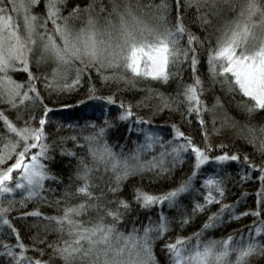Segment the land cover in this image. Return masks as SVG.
<instances>
[{
	"label": "snow or ice",
	"instance_id": "obj_1",
	"mask_svg": "<svg viewBox=\"0 0 264 264\" xmlns=\"http://www.w3.org/2000/svg\"><path fill=\"white\" fill-rule=\"evenodd\" d=\"M228 2L159 0L151 5L156 21L151 25L133 15L132 10L125 5L124 11L119 14V26H112L110 20L105 25V39L100 35L96 19L90 14L95 9V0H88L83 8L81 0H7V3L0 0V3H4V7H0V104L17 110L12 120L5 115L4 109H0V237H3L0 238V253L10 258L11 264H53V261H59V264H158L153 252V241L167 233L169 218L161 212L158 223L150 220L139 234L135 228L126 236L117 232V237L123 236L125 244L118 249L113 248L110 237L115 231L116 221L133 208L131 202L117 194L122 182L130 176L156 169H159L157 177L169 173L183 162L184 154L189 149L194 156L191 174L180 180L175 187L160 194H150L140 188L133 189L132 201L142 209L162 202L175 207L177 198L192 189L193 178L199 173L201 165L208 161L218 165L216 173L203 179V202L195 201L192 213L204 212L213 203L219 207L207 214L195 233L188 237L177 236L175 241L161 246L167 249L168 264H264V219L261 218L264 214V160L257 162L245 154L243 162L248 171L239 176L240 182H243L250 178L249 172H259L256 179L260 181V187L256 189L255 208L237 211L236 205L240 198L232 203L223 202L226 183L231 177L226 172L221 175L223 169L219 166L224 162L239 161L240 155L236 152L209 155L213 147H221L211 145L209 137L218 134L225 126L234 127L236 122L227 114L223 117L215 114L218 108L224 110L222 96L214 95L210 107L201 99L202 91L215 92L219 86L224 95L238 92L248 98L237 105L248 118L264 112V3L261 0H243L238 11H235L236 4H231L235 16L226 22L216 37L215 45L208 49L207 89L204 88L205 81L197 75L196 45L202 46L203 41L184 23L187 13L195 7L200 27L210 24L208 11L217 15L218 4L223 6ZM41 3L43 16L33 11ZM201 8L208 11L201 12ZM9 12L22 13V25L14 22ZM81 13L88 14L86 22L80 28H74L69 21L75 20ZM49 21L53 26L51 30L48 28ZM185 34L187 40L181 48L178 46V37ZM49 62V71H42L49 66ZM189 66L193 82L184 84L183 91L177 93V96L183 97L182 101L177 96L165 95L149 88L148 95L136 101V104L140 106L143 101L150 100L153 94L160 102L155 109L157 111L164 108L177 110L173 102L176 105L184 103L181 115L187 118L195 114L203 137L202 147L173 124V139L160 143L161 150L156 156L147 161L140 159V152L151 149L160 139L145 129V141L121 157L104 140L107 131L116 125L107 118L101 127H97L94 121H86L82 127L94 129L82 137L87 145L89 160L86 162L84 156H76L71 150L61 149L62 155L76 157L77 165L73 175L80 183L74 191L69 190L70 183L60 190L59 196L48 195L57 189L45 187V181H59V177L44 163L53 159L49 155L50 146L45 142V126L52 109L44 103L40 85L49 91L72 90L88 74L89 95L85 99L114 103L111 95H96V87L91 83L93 78L89 74L91 71L97 73L102 84L123 83L126 89H136L138 80L167 83L170 78L181 75L182 67ZM109 68L114 71L108 74L101 72V69ZM16 71L26 73L27 79H13L9 73ZM38 108L43 111L37 121L32 109ZM121 109L117 120H127L133 115L131 105L121 103ZM205 112L211 114L209 121L204 119ZM136 119L137 123L149 122L142 117ZM208 123L212 124L211 132L207 128ZM62 127L76 125L56 124L57 130ZM244 128L247 133L242 138L252 144L256 152L264 155V122L258 126L245 123ZM136 130L140 131L139 128ZM70 139L76 144L80 143L76 135ZM166 164H170V167ZM14 170L18 171V175H14ZM18 190L21 194L19 204L40 200L54 204L58 213L47 215L38 208L18 211L15 196ZM108 193L112 194L113 199H107ZM244 195L247 194L242 193ZM73 197H79V202L70 203ZM4 200H7L6 204ZM113 203L115 208L111 206ZM14 210L17 211V217L9 215ZM89 211L95 212V217H89L87 221L81 219ZM247 215L255 219L249 225L241 226L240 235H236L237 230H232L219 239L201 240L206 230L225 224V216L227 221H233ZM106 217L111 218L107 223ZM17 218L24 221L27 229L35 230L31 237L32 245H25L21 241L19 228L14 223ZM190 219L187 214L182 215L180 226ZM245 227L247 232H244ZM49 233L57 235L48 240ZM9 236L16 237L15 244L8 240ZM125 245L127 256H124ZM28 248L40 252L41 257L44 256L45 248L51 251L47 259H42L27 256ZM110 252L112 255H109Z\"/></svg>",
	"mask_w": 264,
	"mask_h": 264
},
{
	"label": "trees",
	"instance_id": "obj_2",
	"mask_svg": "<svg viewBox=\"0 0 264 264\" xmlns=\"http://www.w3.org/2000/svg\"><path fill=\"white\" fill-rule=\"evenodd\" d=\"M159 0H95V9L91 11V15L96 19L97 27L100 29V35L107 39L104 34L105 25L108 21H111V25L119 26V14L124 11L125 5L132 10L133 15H136L141 20L147 24H154L156 21L153 17L154 9L151 5L158 3ZM243 0H229L228 3L220 6L218 4V14L212 15L211 11L205 8H201V12L208 11V16L211 20L210 24H206L200 27L199 21L196 20V9L193 7L188 13L187 18L184 23L188 29L196 36L200 37L203 41V45H196L198 54V65H197V75L200 76L202 80L205 81L204 88L207 89V77H208V49L209 47L215 45L216 37L222 31L223 26H226V22L230 21L235 16V11H238ZM7 3V0H5ZM88 3V0H81V7ZM236 4V10H231V4ZM264 3V0H261ZM4 7V3H0ZM101 6H103V11H101ZM10 7V6H9ZM34 12L41 14L43 16V3L39 7L33 9ZM9 15L13 16L14 22H18L22 25V15L17 13L9 12ZM66 15V11H64ZM88 14L81 13L79 17L75 20L69 21L74 28H80L85 22ZM189 21H195L194 23H189ZM52 24L49 21L48 28L52 29ZM42 30V29H41ZM187 40V34L178 37V46L183 48ZM51 67V62L47 68L42 69V71H49ZM33 68L35 65L33 64ZM175 69H173L174 71ZM114 71V69H101V72L108 74ZM13 79L22 81L27 79V74L23 71H16L10 73ZM92 76V81L96 87V95L98 96H113L114 103H108L105 100H87L85 97L89 95L88 88V74L84 76L81 84L72 90L66 91H49L46 90L42 85H40L41 94L44 96V103L52 109L48 114V123L45 126V131L47 136L45 142L49 144L50 150L49 155L53 157L51 161H44L48 164L51 171L59 177V181H45V187L51 186L57 189L55 193H49L50 197L59 196L60 190L71 183L70 191H74L75 186L80 183L76 180L73 173L76 171L77 160L76 157H69L67 155L61 154V149H68L76 153V156H84L85 161L89 160L87 155V145L84 144L82 137L87 133L94 131L92 128H83L82 126L86 121H94L97 127L103 126L104 120L107 118L111 123L115 124L114 129L107 131L104 140L107 141L109 145L112 146L113 151L119 153L121 157L129 154L137 145L145 141V132L147 129L149 132L155 134L160 139L151 149L147 151L140 152V159L147 161L151 157L156 156L160 152V143L173 139L174 132L172 125L175 124L176 127L183 132L186 136L192 137L194 143L198 146H203V137L199 130L198 121L195 119V114H190L187 118L182 117L181 112L185 108L184 103L176 105L173 102L174 108L177 110L164 108L162 111H157L159 107V100L153 94L150 100H145L140 106H137L136 101L141 100L142 97L148 95V89H156L165 95L177 96V93L183 91L184 84L192 83V71L191 67H182L181 75L170 78L167 83L153 81V80H138L136 89H126L123 83L117 84L116 82H109L102 84L100 77L93 70L89 73ZM214 95L222 96L224 103V110L219 108L216 110V115L223 117L225 114L231 117L233 121L236 122L234 127L225 126L221 129L218 134H212L209 137V143L213 146L221 145L220 148L213 147L209 155H220L221 153L227 152L229 154L236 152L240 155L239 161H228L221 164L219 167L223 169L220 172L223 175L225 172L230 175V179L226 183V191L223 202L232 203L239 199L236 205L237 211H244L248 208H255L256 206V189L260 187V181L256 179L259 176V172L253 170L249 172V179L240 182L239 176L243 172L248 171L246 165L243 162V156L247 154L250 159H254L257 162L264 160V155L256 152L252 144H249L245 139L242 138L244 134L247 133V129L244 128L245 123H250L258 126L261 122H264V112H258L254 114L252 118H248L246 113L242 108L238 107V103L241 100L247 101L248 98L243 97L240 93H228L224 95L219 86L216 87L215 92L202 91L201 99L204 100L207 106L212 105V98ZM178 100H183L182 96H177ZM77 101H83V103H77ZM121 103L125 105H131V111L133 113L127 120H117V116L122 111ZM62 105H67L68 107H61ZM146 105V106H145ZM0 109L5 110V115L9 119L14 120L17 110L8 109L7 105L0 104ZM36 114V120L38 121L40 113L43 109H32ZM205 121L210 120V113L205 112ZM137 117H142L144 120L149 121L147 124L140 122L137 123ZM61 123L64 125H76V127L60 128L56 129V124ZM220 121H217L219 124ZM2 125V122H0ZM139 128L140 131L136 129ZM208 130L211 132L212 124H207ZM241 129L243 131H241ZM76 135L80 139V143L76 144L70 139L71 136ZM60 137H68L67 139L61 140ZM2 144V141H0ZM123 145V147H121ZM258 146V142H257ZM167 147V145H166ZM191 150L184 154V160L182 163L178 164L174 169L165 175L156 176L154 171H144L140 174L130 176L127 180L122 182L119 189L118 196L123 197L133 204L131 211L125 213L122 218L116 221L115 231L110 237L111 244L113 248H119L121 245L125 244L123 236L117 237L116 233H122L123 235H128V233L135 228L137 234L141 233L143 226L149 223H158L159 214L163 212L169 218V228L167 233L163 237H159L153 241V252L158 261V264H168V253L167 249L161 246L165 243L172 242L176 240L177 236L188 237L190 234L195 233L200 229L202 223L207 218L209 212L216 211L219 207L218 204L213 203L204 212H197L195 215L192 213L193 203L195 201L203 202V193L205 189L203 188L202 182L205 177L209 174L216 173L218 171V165L216 162L208 161L201 165L199 173L193 178L192 189L188 192L181 194L177 198V206L170 207L166 202H162L158 205H153L151 208H140L139 204L132 201L133 189L140 188L145 192L150 194H160L173 188L177 183L186 179L188 175L191 174L192 165L194 162V156L190 154ZM170 159V158H169ZM170 167V164H166ZM14 175H18V171L14 170ZM234 178V180L232 179ZM98 191V189H97ZM242 193L247 195L242 196ZM19 190L16 192L15 196L17 199L16 209L18 211H31L32 209L38 208L41 212L47 215H54L58 213V209L54 204L43 203L40 200L36 201H26L24 204H19L20 198ZM79 197H73L70 203H78ZM107 199H113L111 193L107 194ZM4 204L7 200L3 201ZM63 204L64 201H61ZM113 208L116 207L115 203L111 205ZM264 207V206H262ZM102 214V213H101ZM187 214L191 219L188 223L180 226V217ZM11 217H17V211L14 210L9 214ZM96 213L89 211L86 215H82L81 219L87 221L89 217H95ZM264 219V214L261 216ZM32 218H29L31 220ZM226 223L216 227L206 230L201 236V240H207L209 238L219 239L226 236L232 230H237L236 235H240V229L242 225H249L255 217L247 215L240 217L238 220L227 221V216L224 217ZM110 217L105 218V222H109ZM14 223L19 228V235L21 241L25 245H32L33 241L31 239L34 229H27L25 227L24 221L19 218L14 220ZM5 235L7 234V229L4 230ZM248 229L245 227L244 232ZM56 233H49L47 236L48 240L54 239ZM155 235V233H154ZM3 238V237H0ZM8 240L15 244L16 237L9 236ZM195 240L193 239L192 243ZM14 251H19V249H14ZM51 249L45 248L44 256H40V252L33 251L31 248L26 250V255L29 257H40L42 259H47L48 254ZM109 255H112L110 252ZM124 255H127V246L125 245ZM0 264H11L10 258L4 256L0 253ZM53 264H59V261H53Z\"/></svg>",
	"mask_w": 264,
	"mask_h": 264
},
{
	"label": "rangeland",
	"instance_id": "obj_3",
	"mask_svg": "<svg viewBox=\"0 0 264 264\" xmlns=\"http://www.w3.org/2000/svg\"><path fill=\"white\" fill-rule=\"evenodd\" d=\"M0 7H2V6L0 5ZM20 15H23V14H22V13H20ZM22 23H23V21H22ZM10 73H11V72H10ZM10 73H9V74H10ZM10 75H11V74H10ZM205 163H206V162H205ZM124 256H125V255H124ZM126 256H127V255H126Z\"/></svg>",
	"mask_w": 264,
	"mask_h": 264
}]
</instances>
